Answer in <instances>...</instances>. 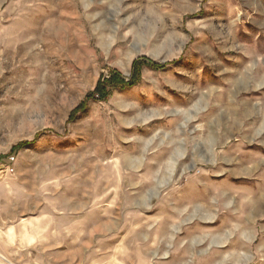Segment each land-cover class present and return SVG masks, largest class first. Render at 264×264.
<instances>
[{"label": "rangeland", "instance_id": "rangeland-1", "mask_svg": "<svg viewBox=\"0 0 264 264\" xmlns=\"http://www.w3.org/2000/svg\"><path fill=\"white\" fill-rule=\"evenodd\" d=\"M139 57L166 66L70 119ZM257 59L264 0H0V264H264L261 241L226 238L223 201L182 223L178 203L136 199L145 177L130 164L184 141L196 73Z\"/></svg>", "mask_w": 264, "mask_h": 264}, {"label": "crops", "instance_id": "crops-1", "mask_svg": "<svg viewBox=\"0 0 264 264\" xmlns=\"http://www.w3.org/2000/svg\"><path fill=\"white\" fill-rule=\"evenodd\" d=\"M232 65L234 70L196 73L200 83L193 91L181 87L184 141L171 139L162 158L153 150L148 164L133 156L130 164L137 160L145 177L133 195L155 198L164 213L178 203L181 222L193 227L207 222L211 207L223 201L226 238L243 248L245 241H261L264 252V59ZM185 128L193 129L188 143ZM111 225L99 223L97 230Z\"/></svg>", "mask_w": 264, "mask_h": 264}, {"label": "trees", "instance_id": "trees-1", "mask_svg": "<svg viewBox=\"0 0 264 264\" xmlns=\"http://www.w3.org/2000/svg\"><path fill=\"white\" fill-rule=\"evenodd\" d=\"M165 66L166 64L157 63L146 57H139L132 62L131 76L129 78H125L115 69L110 70L106 76L101 75L94 90L89 92L85 100L71 113L70 119L74 118L79 111L84 110L90 100L105 101L109 98L114 89L131 87L137 84L141 79V73L144 67L160 69ZM19 146H21V144Z\"/></svg>", "mask_w": 264, "mask_h": 264}]
</instances>
